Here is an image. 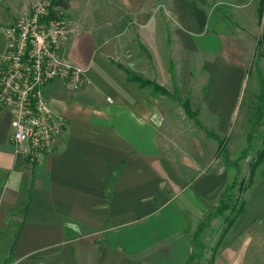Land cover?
Instances as JSON below:
<instances>
[{
    "label": "crops",
    "instance_id": "obj_1",
    "mask_svg": "<svg viewBox=\"0 0 264 264\" xmlns=\"http://www.w3.org/2000/svg\"><path fill=\"white\" fill-rule=\"evenodd\" d=\"M38 1L14 8L23 14ZM256 1L69 0L71 34L60 54L84 69L87 81L78 91L58 81L43 88L52 112L65 120L62 133L49 152L26 158L11 141V110L0 113V248L3 234L13 235L0 264H186L198 255L235 177L232 158L217 168L210 136L230 129L246 86L254 50L244 25L253 30L259 21ZM6 6L2 0L0 56L2 31L14 21ZM186 69L193 73L187 82ZM202 71H226L227 86L195 76ZM153 82L177 97L155 93ZM186 87L205 90L190 97L192 127L183 124ZM209 87L216 92L208 98ZM262 207L259 199L250 219L244 208L214 264L228 253L224 264H233L235 247L247 241L233 234L258 222Z\"/></svg>",
    "mask_w": 264,
    "mask_h": 264
},
{
    "label": "rangeland",
    "instance_id": "obj_2",
    "mask_svg": "<svg viewBox=\"0 0 264 264\" xmlns=\"http://www.w3.org/2000/svg\"><path fill=\"white\" fill-rule=\"evenodd\" d=\"M257 1L259 3V0ZM3 2L7 4L6 13L11 18V20L16 19L17 17L24 14H22V12L20 13V10L14 8L16 4H21L19 3L21 2V0H3ZM0 3H2V0H0ZM226 8L222 9V13H225ZM244 27L246 28V30H248V35L250 37L248 42H250L251 44L248 45V48L250 49V52L254 50V53L251 57L252 59L250 61V68L246 77V86L242 92L237 108L234 110L233 114H230L229 116L231 125L227 133H222V131L218 130L216 135L210 133V137H214L217 142V168L219 169L220 166L224 165V159H227L228 162L231 161L230 158H232V166L234 169L235 177L233 178L232 182L228 184L226 190L224 191V194L221 198L222 205L219 202L216 207L217 211H219L221 215L212 219L211 225L204 231V234H206L208 232L207 230H209L210 236H208L209 240L207 242H204L206 246L203 247V245H201L199 248V253L200 256L202 255V258L199 259L200 261L197 264H214L215 253L217 254L218 252H220V250L224 246V243H222V246H220L219 241L221 232L226 223L225 220L227 218L228 220H230L235 215L240 201L244 200L246 202L245 209L248 212L247 217L250 219L252 218L251 215L253 214L256 203L259 199H261L263 207L261 211L262 216H258L260 217L258 218V222H255V224H251L247 231L244 230L246 231L244 233L237 231L233 234V237L236 236V240H240L244 237L243 240L245 241L246 239L247 241L242 246L237 245L235 247V250L240 252L238 255L236 254V257H234V260H232V262L233 264H264V163L256 168L254 176L250 179L251 167L256 163L259 154L264 148V94L262 97L257 75L258 71L262 77V80H264V39L262 38L264 36V4L262 16L260 17L258 23L254 24L253 30H249V28L251 27L248 23L245 24ZM250 56L251 55L249 53L248 57ZM215 57L216 56L213 55H203L201 59L213 61ZM192 64L195 65V69H198L197 56L191 59V65ZM204 71L199 73L195 72V76H199L200 74L201 80H206V78L207 80H221L222 85L227 86L226 74L229 73H226V71H221V73H218V75H216L215 73L210 74L209 71L205 75ZM188 73L186 69L184 77V80L186 82L189 77L193 76L192 72H190L189 75ZM153 84L152 89L155 93L157 92V94H160L161 91L165 90L168 96L171 98H176L178 95L176 93V90L171 87L166 90L161 87L159 88V86H157L154 82ZM217 85H219V83H217ZM201 90L202 89H199L198 92H194V89H192V87H186L184 89V91L187 92L184 103V109L185 111L187 110L185 122H183L185 127H192L197 125V121L194 120V118H196L194 109L195 106L193 103H191L190 97H192L193 95L201 96ZM209 91L210 94L208 95V98L212 96V91L216 92V90L212 87H209ZM201 92L203 93L205 92V90ZM261 105L263 106V110L259 120L257 121L256 114ZM200 123L203 126L207 127V129L210 127L212 128L214 124L212 121H206L204 119H201ZM203 134L206 135V133L202 131V135ZM210 143L213 146V149H216V143H214V141H211ZM207 155L208 158L212 157L211 154ZM254 218L256 217L254 216ZM247 232L248 234L250 233V235H248ZM204 238L205 235L202 236V239ZM12 241V234H3L1 238V254L2 252H6L9 250L8 245L10 246ZM229 257L230 253L227 254L226 258L225 256L221 257V264H224L225 259H228Z\"/></svg>",
    "mask_w": 264,
    "mask_h": 264
},
{
    "label": "built area",
    "instance_id": "obj_3",
    "mask_svg": "<svg viewBox=\"0 0 264 264\" xmlns=\"http://www.w3.org/2000/svg\"><path fill=\"white\" fill-rule=\"evenodd\" d=\"M70 34L64 9L51 0L33 3L2 31L0 113L11 110V141L26 158L49 152L65 126L64 118L50 109L43 88L58 81L78 91L87 81L85 70L60 54Z\"/></svg>",
    "mask_w": 264,
    "mask_h": 264
},
{
    "label": "trees",
    "instance_id": "obj_4",
    "mask_svg": "<svg viewBox=\"0 0 264 264\" xmlns=\"http://www.w3.org/2000/svg\"><path fill=\"white\" fill-rule=\"evenodd\" d=\"M52 1V3L55 5V6H58V7H60V8H63V9H65V8H67V6H68V2H69V0H51ZM263 0H259V3H258V17H259V19H260V17L262 16V11H263ZM263 39H264V36L262 37ZM128 74V77L131 79V80H133V81H140L136 76H134V75H132V74H129V73H127ZM257 75H258V82H259V85H260V89H261V95H262V97H263V94H264V80H262V77H261V75H260V73L257 71ZM142 84H150V82H148V81H145V82H142V81H140ZM151 84H153V83H151ZM154 85V84H153ZM160 88V87H159ZM161 94H163V95H168L167 94V92L164 90V91H161ZM262 110H263V106L261 105L260 107H259V109L257 110V121L259 120V118H260V116H261V114H262ZM186 112H187V110H186ZM264 163V148L262 149V151H261V153L259 154V157H258V160L256 161V163L255 164H253L252 165V167H251V177H250V179L254 176V173H255V170H256V168L259 166V165H261V164H263ZM223 196V195H222ZM222 196H221V198H222ZM221 198H220V200H221ZM220 203H221V205H222V200L221 201H219ZM245 206H246V202L244 201V200H241L240 201V203L238 204V209H237V211H236V213H235V215L230 219V220H228V218L225 220V226L223 227V230H222V232H221V236H220V241H219V243L223 240V238H224V236L226 235V233L230 230V228L235 224V222L239 219V217L241 216V214L243 213V210H244V208H245ZM221 215V213L219 212V211H217V209H216V211L211 215V216H220ZM206 226V223H202V224H200L199 225V227H198V229L196 230V232H195V234H194V241H196L198 238H199V236H200V234H201V231H202V229L204 228ZM219 246V245H218ZM200 248V247H199ZM200 256V253H199V249H198V255H196L195 257H190L189 259H188V261L186 262V264H190L191 262H193L195 259H197V257H199Z\"/></svg>",
    "mask_w": 264,
    "mask_h": 264
}]
</instances>
